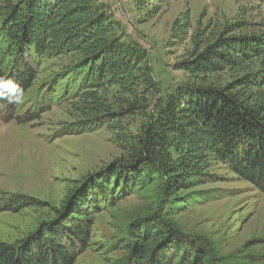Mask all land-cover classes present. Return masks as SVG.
I'll return each instance as SVG.
<instances>
[{
	"label": "trees",
	"instance_id": "obj_1",
	"mask_svg": "<svg viewBox=\"0 0 264 264\" xmlns=\"http://www.w3.org/2000/svg\"><path fill=\"white\" fill-rule=\"evenodd\" d=\"M189 25L188 13L174 23L181 33ZM250 27L243 20L200 26L192 51L177 65L187 82L144 109L136 134L117 133L124 156L75 181L53 217L20 239L0 240V264H75L91 246L95 215L148 188L157 189L158 205L127 225L126 254L116 264H222L214 243L184 234L166 207L183 208L189 195L182 191L208 175L211 160L264 193V31ZM64 54L78 56L65 70L67 84L77 85L75 97L92 102L88 120L71 132L121 120L138 110L140 96L158 90L149 51L124 39L102 0H0V77L15 80L23 98L39 61ZM115 86L137 101L116 108L99 103ZM21 103L0 100V121L27 124L48 110L20 113ZM11 197L4 210L38 204Z\"/></svg>",
	"mask_w": 264,
	"mask_h": 264
},
{
	"label": "rangeland",
	"instance_id": "obj_2",
	"mask_svg": "<svg viewBox=\"0 0 264 264\" xmlns=\"http://www.w3.org/2000/svg\"><path fill=\"white\" fill-rule=\"evenodd\" d=\"M110 6L120 34L149 51L157 92L133 96L111 87L102 101L114 108L138 110L94 131L71 132L69 127L88 120V102L75 97L65 70L78 58L75 54L44 57L38 76L24 96L20 113L48 110L27 124L0 121V240L15 241L53 217L75 181L124 156L117 133L136 134L144 121V109L152 110L159 97L187 82L178 64L192 51L193 36L208 24L243 20L253 31H264L263 0H102ZM189 14L186 32L174 23ZM139 98V97H138ZM144 99V100H143ZM82 123V124H83ZM121 127V128H119ZM208 175L199 177L188 190L183 208L166 207L167 218L184 234L204 237L217 248L222 264H264V193L240 179L226 165L211 160ZM13 195L33 197L38 204L19 212L4 210ZM157 189H144L125 197L95 215L90 248L75 264H116L126 254L125 231L134 219L157 207Z\"/></svg>",
	"mask_w": 264,
	"mask_h": 264
},
{
	"label": "clouds",
	"instance_id": "obj_3",
	"mask_svg": "<svg viewBox=\"0 0 264 264\" xmlns=\"http://www.w3.org/2000/svg\"><path fill=\"white\" fill-rule=\"evenodd\" d=\"M23 88L13 79L0 77V100H7L10 104L22 102Z\"/></svg>",
	"mask_w": 264,
	"mask_h": 264
}]
</instances>
